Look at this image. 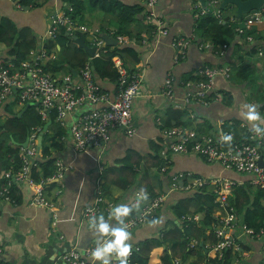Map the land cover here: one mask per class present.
<instances>
[{
	"label": "crops",
	"instance_id": "0c3cea01",
	"mask_svg": "<svg viewBox=\"0 0 264 264\" xmlns=\"http://www.w3.org/2000/svg\"><path fill=\"white\" fill-rule=\"evenodd\" d=\"M114 1L120 6L142 7L143 10L137 13L135 20L120 26V10L111 9L105 12L98 6L91 8L86 4L83 19L80 16L77 22L72 21L85 25L89 32L82 33L77 30L66 32L75 39L78 33L82 34L89 47L94 32L100 37L106 34L116 40L117 37L124 36L123 45L135 49V58L128 61L129 68L142 79L141 93L132 107L135 134L127 136L116 130L112 132V138L103 150L87 148L79 152L74 148L70 126L83 111L90 108L89 106L67 115L62 122L55 120L54 123L51 121L46 123V129L43 130V127L38 132V147L41 162L48 159L43 154V146L49 148L51 155L49 158L53 159L52 173L48 177L54 175L55 159H61L68 168L62 177L49 182L47 194L51 207H39L32 203L34 190L27 182L14 183L11 186L9 191L11 200L0 203V261L5 264H66L65 255L68 251L77 249L82 252V249L95 247L96 236L89 230L88 221L83 218V210L86 206L92 205L99 191L114 205L119 203L131 205L132 211L129 216L141 212L144 204L151 199V190L165 195V201L155 216L148 223L130 230L132 250H138L139 244L146 240L163 237L164 232L173 230L175 224L181 226L182 221L173 214V206L179 200L189 198L200 187L192 191L174 189L171 180L174 174L192 175L187 180L183 179V184L192 182L193 178L226 180L232 183L228 197L233 192V186L249 184L250 190L256 191V187L251 184V176L225 169L216 162H207L195 154L171 155L170 175L167 176L165 173L168 169L162 172L155 167L152 148L164 139L163 125L167 109L171 106L175 110H182L189 106V103L184 101L185 97L189 91L195 90V84L203 79L201 70L205 66L224 68L229 71V76L225 77L222 74L216 76L207 102L204 104L195 102L190 106L195 111L189 110L192 125L187 131L192 130L197 135L216 136L217 133L223 132L224 123L239 120L241 122L239 129L233 133L244 138L248 133L255 131L254 124L264 128V49L260 48L255 55L245 56L237 49L238 44L244 39L240 36L226 43L227 45L222 44L221 47L215 48L211 41H207L196 32V22L200 16L191 0H158L154 9L156 19L147 18L146 6L141 0ZM234 10L235 8L230 7L226 14L223 15L222 12L221 14L233 17ZM61 14L71 15L64 0H48L42 6L33 9L23 7L19 9L11 0H0V30L8 28L14 31L13 26L18 32L20 29H29L36 37L39 48L31 50L26 59L20 61L33 59L42 48H45L47 56L43 60L44 70L57 81L64 82L70 75L77 81L79 68L71 70L69 67H62L64 48L58 45L50 49L46 47L51 40L47 38L49 26L52 20ZM125 19L126 17L123 20ZM121 29L124 31L114 37ZM179 38L188 40L189 44L185 58L176 62L177 48L174 42ZM105 44L108 46L106 42ZM239 55H243V58L254 66L253 83L242 84L235 78L241 62ZM0 59H6V64L13 63L8 61V48L4 44H0ZM52 66L57 70L52 69ZM190 76H197L199 80L184 84L183 81H189ZM168 81L172 83L171 98L162 93ZM100 84L108 93L111 102L116 86L108 81H100ZM227 94L231 100H228ZM248 103L258 105L257 110L262 117L260 120L249 121L246 118L244 113L247 111ZM31 105L33 104L9 100L0 106V127L3 126L0 128V143L9 145L18 143L20 126L17 127L15 119H21ZM104 106L105 103L97 105ZM7 123L8 128L5 127ZM33 131L34 128L29 131L28 136ZM58 133L60 135L55 137ZM44 134L49 138L55 135V139L43 141ZM27 138L23 145L26 144ZM3 158L6 160V157ZM129 165L134 168L133 171L126 169ZM6 166L7 160L0 159V178L12 170L5 171ZM37 169L42 175L41 165ZM1 182L4 184V180L0 179ZM145 192L146 198L143 196ZM232 208L234 217L231 220L234 225L229 233L235 237L237 246L230 248V258L226 264H264V227L253 234L254 230L246 228L243 217L233 206ZM216 211L215 216H219L221 210L216 208ZM112 223H116L114 218ZM212 231V229L207 231L204 240L192 238L189 241V248L193 251L190 254L183 255L177 242L169 235L164 248L172 260L178 259L182 264H207L208 257L215 255L209 254L212 252L210 240L214 239ZM162 255L164 254L161 248L154 249L151 264H162L160 263Z\"/></svg>",
	"mask_w": 264,
	"mask_h": 264
},
{
	"label": "built area",
	"instance_id": "2783aa9c",
	"mask_svg": "<svg viewBox=\"0 0 264 264\" xmlns=\"http://www.w3.org/2000/svg\"><path fill=\"white\" fill-rule=\"evenodd\" d=\"M14 2V0H11ZM146 6L148 19H156L154 11L158 0H141ZM194 9L199 16L212 13L221 23H226L221 14L219 0H206L205 7H202L199 0H191ZM19 9L22 6L17 4ZM231 20H235L231 17ZM242 28L239 26L236 30L242 33L244 28L251 26L264 28V5L260 10L248 13L242 17ZM60 27H65L66 31L77 30L82 33L89 32L88 28L82 24H76L72 19L64 14L54 18L47 32L48 39H55ZM164 32V30L162 31ZM251 37H248L250 39ZM118 43L123 44L125 38L117 37ZM177 54L175 61L184 59L187 52L188 40L179 38L175 42ZM90 47L95 49L94 56L98 57L102 52H106L105 41L94 32V37ZM208 47V46H206ZM47 56L45 48L39 51L33 59L15 63H0V106L6 104L9 100L20 103H31L38 106V112L42 121H47L52 111L56 112L55 120L62 122L67 115L73 114L77 110L89 106L81 115L73 121L70 126V134L76 151H83L87 148L103 150L112 138V132L122 131L127 136L135 134L136 128L133 123L132 107L135 99L141 93L140 75L136 72L129 74L123 65L119 56H114L112 61L119 73V86L115 92L113 100L110 102L108 93L101 92L95 81L93 71L89 64H86L79 71L78 80L75 81L70 75L64 82L57 81L43 68V60ZM202 80L195 84L196 89L189 91L185 97V102L192 101L206 103L210 95L216 76L222 74L229 76V71L224 68H203L201 70ZM164 96L172 97V83L167 82L162 91ZM99 103H105L104 107H97ZM40 128L28 136L26 145H22L19 151L21 160L20 168L17 171L10 170L1 177L4 184L0 183V203L11 200L9 191L11 186L16 183L27 182L34 190L32 203L39 207H51L48 201L47 188L52 179L62 177L68 168L61 159H55L53 163L54 175L48 178L35 179L33 169L40 166V149L38 147V132ZM225 134L231 135V140H224ZM165 136L169 140V152H163L162 172L168 169L170 156L173 154H195L202 157L207 162H216L225 169L235 171L244 175L251 176L253 186L264 188V167L259 166L260 158L264 160L261 154L260 146L264 142V134L256 131L241 140L234 138L233 132H222L214 135H197L192 130L165 131ZM192 177L190 173L174 174L171 176L174 189L189 191L196 187L208 186L216 195V208L221 210L219 216H215L216 223L212 227L217 241L210 245L211 251L215 253L220 262H224L226 249L237 246L235 237L229 233L233 227L232 217L234 210L228 203V194L232 183L221 179L193 178L192 182L183 184V179ZM165 201V195L160 194L148 200L138 215L125 217V223L128 230L148 223L156 214L157 210ZM114 206L112 201L105 198L102 192H97L92 205L86 206L83 210V218L87 221L93 215L103 213L108 218L110 209ZM1 213V204H0ZM198 216H183L181 221H196ZM251 233V231L249 230ZM132 251L127 257L128 264L131 262ZM118 260V259H117ZM66 264H93L90 259V249L85 252H79L77 249L70 250L65 255ZM0 264H5L0 261ZM95 264H100L97 261ZM172 264H182L180 260L173 259ZM210 264V263H209ZM237 264V263H234Z\"/></svg>",
	"mask_w": 264,
	"mask_h": 264
},
{
	"label": "trees",
	"instance_id": "16d2710c",
	"mask_svg": "<svg viewBox=\"0 0 264 264\" xmlns=\"http://www.w3.org/2000/svg\"><path fill=\"white\" fill-rule=\"evenodd\" d=\"M48 0H14V3L21 5L24 9H33L42 6ZM66 6L69 8V13L71 14L69 17L76 21L79 20L80 16L83 19L85 15V5L87 4L89 7H100L103 11L109 12L111 9H117L121 12L120 26L124 24H128L135 20V16L137 13H141L142 7H127L120 6L114 0H64ZM13 2V1H12ZM144 3V2H143ZM204 7V6H202ZM228 8L222 9L227 10ZM235 11V10H234ZM129 15V16H128ZM124 17H126L125 20ZM235 20H231V16H224L226 23H221L217 17H215L212 13H206L200 16L199 20L196 22V32L207 41H211L215 48L221 47L222 44L230 43L231 40L235 39L237 36H240L243 39V42L238 44V51L241 50L244 55H255L259 52L260 48L264 49V28L263 30H258V26H251L250 28H244L242 33H239L236 29L240 26L242 28L241 21L242 19H238L236 17V13L233 14ZM1 21V20H0ZM77 22V21H76ZM11 31L10 29H2L0 30V44H4L8 48V61H13L16 65L19 64V61L22 59H26L31 50L35 48H39L36 37L31 33V31L27 28L20 29L19 32L13 26ZM16 29V30H15ZM17 31V32H16ZM124 29H121L120 32H117L114 37L118 36L122 33ZM18 33V34H17ZM124 37V36H122ZM248 37H251L248 39ZM54 45H58L61 48H64V62L62 67H69L71 70L75 68H79V70L84 67L86 64L90 65L91 70L93 71L94 78L96 83L98 84L100 91L105 92L103 87L100 84V81H108L114 83L116 86V91L119 86V73L112 61L114 56H119L128 70L129 74H133L132 68H129L128 61L133 60L136 56L135 49L123 44H118L116 47L107 46L106 52H102L98 57H89L86 51L81 48L78 43L75 41V38L66 32L65 27H60L58 33L56 34L55 39L50 40L47 49L52 48ZM227 45V44H226ZM240 65L238 70L235 73V78L238 82L242 84L253 83V75L255 73L254 66L247 59L243 58V55H239ZM130 62V61H129ZM0 63L5 65L7 63L6 59H0ZM204 68H213L212 66H205ZM52 69L57 70L56 67L52 66ZM79 75V73L77 74ZM199 80L197 76H190L189 81H183L184 84L188 82H194ZM228 95V100H231ZM226 96V94H225ZM195 103L194 101L189 103V106L182 110H175L171 106L166 111V119L163 125L164 131L168 130H177L182 128L187 130L192 125V120L189 115L190 106ZM198 103V102H197ZM194 110V109H193ZM191 109V111H193ZM195 111V110H194ZM56 112L52 111L50 113V117L47 121H42L41 116L38 112V106L33 104L29 106L26 110L25 115L21 119H15L17 127H19V140L17 144L13 145L0 143V159L2 161L7 160V166L4 168L5 171L12 169L13 171H17L20 168L21 160L19 157V149L25 142L28 134L33 128L42 129L46 123L51 121V123L55 122ZM239 120H235L229 123H224L222 126L223 132H237L240 125ZM8 123L5 127L8 128ZM1 126L0 128H2ZM252 130V129H250ZM12 132L11 130H9ZM120 131V130H119ZM122 132V131H120ZM123 133V132H122ZM124 134V133H123ZM165 134V133H164ZM234 134V133H233ZM58 133L55 137L59 136ZM125 135V134H124ZM52 136L49 138L47 135H43V141L53 140L55 137ZM234 138L236 140H241L239 136L234 134ZM169 140L164 136V139L157 142L155 146H153L154 151V159L156 161L155 167L161 171V165L163 163L162 153L169 152ZM264 142L262 146H260V151L262 156L264 157ZM43 154L48 157L45 162H41L40 165L42 167V175L37 168L33 169V176L35 179L39 180L40 177H48L52 173V158L49 152V148L47 146H43ZM263 151V152H262ZM6 157V160L3 158ZM171 160V156H170ZM128 161V160H126ZM172 162V161H171ZM168 171L165 173L169 176L170 165ZM3 165L5 163H2ZM11 167V168H10ZM126 169H132L131 165ZM1 179V178H0ZM187 180V179H184ZM186 184V182H185ZM249 184L233 186V192L228 197V202L230 206H233L236 212L243 217V223L245 227L248 229L254 230L253 234L259 232V230L264 227V188L257 187L255 192H252ZM151 190V189H150ZM161 191V190H160ZM192 191V190H191ZM162 194V192H150V198L158 196ZM216 195L212 192V189L207 186H202L195 190L189 198H184L179 200L173 206V214L176 218L181 220L183 216H198L196 221H183L181 226L179 227L177 224L174 225V229L169 232H164V238H152L146 240L139 244L138 250H132L131 262L130 264H151V254L154 249L161 248L162 255L160 258V263L162 264H171L172 257L169 255V252L165 250V240L168 235L177 242L181 252L184 254H190L193 251L189 248V241L192 238H198L204 240L206 233L209 229H212L213 225L216 223L215 213L216 204H215ZM213 233V232H212ZM211 233V234H212ZM177 234V235H174ZM214 236L211 244L217 241L214 233ZM230 249H226L224 254L226 256L224 262L222 264H226L229 261ZM209 254H215L210 252ZM216 255L210 256L207 259V264H220ZM113 264H119V260H113Z\"/></svg>",
	"mask_w": 264,
	"mask_h": 264
},
{
	"label": "clouds",
	"instance_id": "9594fccd",
	"mask_svg": "<svg viewBox=\"0 0 264 264\" xmlns=\"http://www.w3.org/2000/svg\"><path fill=\"white\" fill-rule=\"evenodd\" d=\"M247 111L244 113L249 121L260 120L261 113L257 110L258 105L255 103H248L246 105ZM253 128L258 133H264V128L259 124H254ZM230 134L223 136L224 140H231ZM144 198L147 193H143ZM132 211V206L126 203H119L114 205L109 213L108 218L103 213L93 215L88 220V228L93 231L96 236L95 247L90 249V259L95 264L99 261L100 264H113V260L119 259V264H128L127 257L132 251L131 232L128 230L125 223V217ZM116 223L113 224L112 220ZM87 251L82 249V252Z\"/></svg>",
	"mask_w": 264,
	"mask_h": 264
},
{
	"label": "water",
	"instance_id": "95a60500",
	"mask_svg": "<svg viewBox=\"0 0 264 264\" xmlns=\"http://www.w3.org/2000/svg\"><path fill=\"white\" fill-rule=\"evenodd\" d=\"M199 2L201 3L202 6L205 7L206 0H199ZM219 2H220V7L222 9L228 8L230 5L232 6L231 8H235L236 17L238 19H242V17L248 13H253V12L260 10V8L264 5V0H219ZM101 37L103 40H105L108 46L118 45L117 40L111 36L103 34ZM75 41L78 43V45L81 48H83L86 51L89 57L92 58L94 56L95 49L92 47H89L85 43V39L82 34L78 33ZM46 127H47V124L44 126L43 130H45ZM27 141H28V138H27ZM39 143H41V136L39 137ZM258 164L259 166L264 167V160L260 158L258 161Z\"/></svg>",
	"mask_w": 264,
	"mask_h": 264
},
{
	"label": "rangeland",
	"instance_id": "374dc122",
	"mask_svg": "<svg viewBox=\"0 0 264 264\" xmlns=\"http://www.w3.org/2000/svg\"><path fill=\"white\" fill-rule=\"evenodd\" d=\"M227 10H228V9H227ZM227 10H223V11H222L223 15L226 14V11H227Z\"/></svg>",
	"mask_w": 264,
	"mask_h": 264
}]
</instances>
